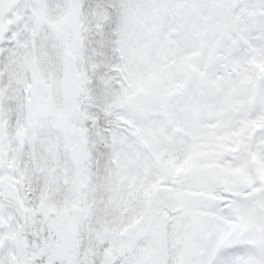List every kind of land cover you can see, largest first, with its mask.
Here are the masks:
<instances>
[{
    "label": "snow or ice",
    "instance_id": "1",
    "mask_svg": "<svg viewBox=\"0 0 264 264\" xmlns=\"http://www.w3.org/2000/svg\"><path fill=\"white\" fill-rule=\"evenodd\" d=\"M0 264H264V0H0Z\"/></svg>",
    "mask_w": 264,
    "mask_h": 264
}]
</instances>
